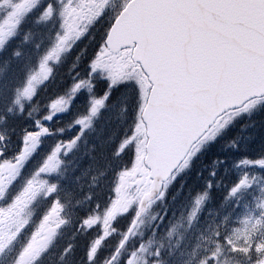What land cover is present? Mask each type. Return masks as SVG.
I'll return each mask as SVG.
<instances>
[{
	"label": "snow or ice",
	"instance_id": "1",
	"mask_svg": "<svg viewBox=\"0 0 264 264\" xmlns=\"http://www.w3.org/2000/svg\"><path fill=\"white\" fill-rule=\"evenodd\" d=\"M261 108L264 0H0V257L44 264L70 225L76 264H264V150L213 157L169 194ZM101 120V152H82Z\"/></svg>",
	"mask_w": 264,
	"mask_h": 264
},
{
	"label": "trees",
	"instance_id": "2",
	"mask_svg": "<svg viewBox=\"0 0 264 264\" xmlns=\"http://www.w3.org/2000/svg\"><path fill=\"white\" fill-rule=\"evenodd\" d=\"M118 5V2L115 3ZM37 28L31 29L29 32L25 33L28 37V43L25 46L31 47L35 43H37L40 39L36 34ZM99 37V34H96ZM89 37L85 36L77 45V50L79 47L86 45L89 43ZM25 49H21L24 51ZM75 55V50L73 53L69 54L67 61L62 65L61 71L67 70L71 71V67L69 63L71 62L72 56ZM107 140V135H105ZM235 140L239 146V151L233 152L231 148H228L227 151H223L224 145H227L230 141ZM102 148L91 149L88 153H96L99 154ZM261 150H264V108H261L257 111H254L251 115H242L238 117L232 125L228 127V129L223 132L221 136L217 138L215 142H212L210 145L206 146L202 152L195 158L193 161L192 169L190 172H187L179 177H177L175 184L173 185L171 192H174L176 187L180 185L181 180L186 179L185 188L188 187L189 184H192L196 172L198 170H202L205 164L210 163L213 157L216 156H224V155H232V156H241V155H256ZM91 161L87 155H85L82 159V165L89 164ZM102 166V164H101ZM92 169L96 170V176L99 177L100 167L96 166ZM63 239H68L67 235L62 236ZM66 243H74L76 245L74 252L75 255L72 257H62V249ZM83 249L81 247V238L77 237L73 241L63 240L62 242H58V245L55 246L51 250V252L46 256L44 264H76V261L82 257Z\"/></svg>",
	"mask_w": 264,
	"mask_h": 264
},
{
	"label": "rangeland",
	"instance_id": "3",
	"mask_svg": "<svg viewBox=\"0 0 264 264\" xmlns=\"http://www.w3.org/2000/svg\"><path fill=\"white\" fill-rule=\"evenodd\" d=\"M15 135H16V134L13 133V136H14V137H15ZM238 211H240V212L244 211L243 207H241L240 209H238ZM7 259H8L7 256H6V257H0V264H1V263H5L4 261L7 260ZM233 264H239V262H235V261H234Z\"/></svg>",
	"mask_w": 264,
	"mask_h": 264
}]
</instances>
